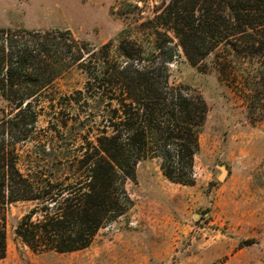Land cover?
<instances>
[{
    "label": "rangeland",
    "instance_id": "rangeland-1",
    "mask_svg": "<svg viewBox=\"0 0 264 264\" xmlns=\"http://www.w3.org/2000/svg\"><path fill=\"white\" fill-rule=\"evenodd\" d=\"M167 3L0 0V29L67 30L95 48L92 63L106 53L109 65H125L119 45L135 42L143 51L140 59L166 61L169 85L181 87L187 97H201L207 107L193 185L169 182L158 159L138 162L135 181L126 184L133 206L101 228L87 248L71 253L30 251L15 229L33 204L12 203L5 214L6 254L0 264H264V83L258 75L264 58L231 57L221 46L193 66L173 34L155 28ZM165 37L172 39L170 60L156 49V41ZM106 91L87 85L82 68L66 70L44 95L55 99V112L45 109L33 140L16 146L20 170L28 169L36 148L43 147V160L61 177L56 169L102 131L101 121L109 115ZM47 99L42 106L50 104ZM10 113L0 100V118ZM220 167L227 172L221 182ZM247 240L253 244L246 245Z\"/></svg>",
    "mask_w": 264,
    "mask_h": 264
},
{
    "label": "trees",
    "instance_id": "trees-1",
    "mask_svg": "<svg viewBox=\"0 0 264 264\" xmlns=\"http://www.w3.org/2000/svg\"><path fill=\"white\" fill-rule=\"evenodd\" d=\"M248 1L168 0L155 28L171 32L196 67L221 46L231 57L264 58V0ZM171 42L169 37L156 41L164 60L172 56ZM119 51L125 65H109L106 53L92 63L95 48L70 31L0 29V100L11 109L0 118V260L6 254L5 214L12 203L33 204L15 229L30 251L71 253L87 248L101 228L133 206L126 184L135 181L138 162L158 159L169 182L193 185L194 156L207 114L204 100L170 86L166 61L140 59L143 51L135 42L122 41ZM261 64L258 75L264 83ZM73 66L86 72L87 85L110 94L103 129L56 169L61 177L43 160V147L36 148L22 172L16 146L33 140L45 109L55 112V99H47L45 92ZM46 99L50 104L44 107Z\"/></svg>",
    "mask_w": 264,
    "mask_h": 264
},
{
    "label": "water",
    "instance_id": "water-1",
    "mask_svg": "<svg viewBox=\"0 0 264 264\" xmlns=\"http://www.w3.org/2000/svg\"><path fill=\"white\" fill-rule=\"evenodd\" d=\"M219 169H220V175L218 177V181L221 182L224 180L227 172H226V169L224 167H220Z\"/></svg>",
    "mask_w": 264,
    "mask_h": 264
}]
</instances>
